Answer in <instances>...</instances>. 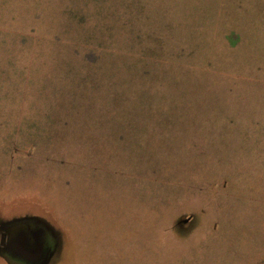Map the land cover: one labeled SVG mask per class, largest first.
I'll return each mask as SVG.
<instances>
[{"label": "rangeland", "instance_id": "374dc122", "mask_svg": "<svg viewBox=\"0 0 264 264\" xmlns=\"http://www.w3.org/2000/svg\"><path fill=\"white\" fill-rule=\"evenodd\" d=\"M0 264H264V0H0Z\"/></svg>", "mask_w": 264, "mask_h": 264}, {"label": "flooded vegetation", "instance_id": "af4514ba", "mask_svg": "<svg viewBox=\"0 0 264 264\" xmlns=\"http://www.w3.org/2000/svg\"><path fill=\"white\" fill-rule=\"evenodd\" d=\"M41 233V234H40ZM43 237V245H47L52 240L51 235L45 230L37 229L33 224H27L25 226L16 227L13 229H6L2 233V248L8 251H12L14 248H18V258H32L35 256L39 257L40 253V239ZM27 256V257H26Z\"/></svg>", "mask_w": 264, "mask_h": 264}]
</instances>
